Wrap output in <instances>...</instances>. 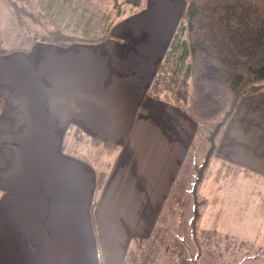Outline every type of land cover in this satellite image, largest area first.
I'll return each mask as SVG.
<instances>
[{
  "label": "crops",
  "instance_id": "1",
  "mask_svg": "<svg viewBox=\"0 0 264 264\" xmlns=\"http://www.w3.org/2000/svg\"><path fill=\"white\" fill-rule=\"evenodd\" d=\"M158 4L97 42L0 54V264H126L150 239L197 128L148 94L184 0ZM70 127L111 146L104 170L64 150ZM213 156L264 176V89L240 98Z\"/></svg>",
  "mask_w": 264,
  "mask_h": 264
},
{
  "label": "rangeland",
  "instance_id": "2",
  "mask_svg": "<svg viewBox=\"0 0 264 264\" xmlns=\"http://www.w3.org/2000/svg\"><path fill=\"white\" fill-rule=\"evenodd\" d=\"M14 1L18 13L7 0H0V28L8 29L0 34V46L28 50L48 42L44 39L51 32L100 36L114 22L162 2L144 0V7L136 9L125 0ZM206 129L197 125L150 239L137 243L126 264H264V176L237 173L213 155L205 162ZM88 147L92 159H110V145L91 138ZM200 168L203 176L195 199L192 186ZM195 200L200 204L193 228Z\"/></svg>",
  "mask_w": 264,
  "mask_h": 264
},
{
  "label": "trees",
  "instance_id": "3",
  "mask_svg": "<svg viewBox=\"0 0 264 264\" xmlns=\"http://www.w3.org/2000/svg\"><path fill=\"white\" fill-rule=\"evenodd\" d=\"M143 1L125 0V3L142 9ZM184 2L182 15L168 42L148 94L182 107L197 125L207 126L204 133L208 142L205 152L207 162L216 149L217 135L234 113L240 98L264 89V0ZM7 3L18 13L19 6L14 0H7ZM7 30L3 26L0 34ZM50 34L44 40L68 46L76 41H100L108 32L105 30L96 37L60 32ZM17 49L27 50L25 47L7 48L1 44L0 54ZM1 108L0 99V110ZM90 142L89 135L70 127L64 150L92 163L99 172L106 168L109 158L107 156L106 162L92 159L91 148L88 147ZM202 176L200 168L192 186L195 199ZM199 204L195 200L193 228L199 217Z\"/></svg>",
  "mask_w": 264,
  "mask_h": 264
}]
</instances>
